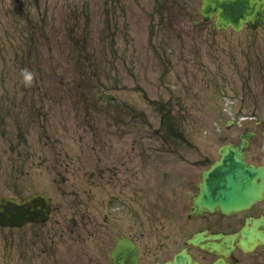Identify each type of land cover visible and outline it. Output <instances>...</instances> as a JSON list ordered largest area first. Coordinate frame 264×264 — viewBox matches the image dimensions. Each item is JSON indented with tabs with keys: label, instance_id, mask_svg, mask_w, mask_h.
<instances>
[{
	"label": "rangeland",
	"instance_id": "rangeland-1",
	"mask_svg": "<svg viewBox=\"0 0 264 264\" xmlns=\"http://www.w3.org/2000/svg\"><path fill=\"white\" fill-rule=\"evenodd\" d=\"M50 1L54 4L50 9L43 4L46 1L41 3L43 11L34 21L57 19L60 12L74 15L75 11L61 10L59 4L65 0ZM127 1L134 16L139 7L153 5V0ZM201 2L156 0L155 57L145 37L129 49L121 36L116 47L109 43L114 32L104 26L108 12L99 7L92 36L96 58L91 62L75 60L76 50L67 41L71 28L61 29L62 59L55 47L49 48L51 57H47L48 42L42 37L37 38L33 58L25 64H13L0 54V198L42 191L53 197L55 205L46 224L0 228V264H47L44 261L55 253L79 258H68L66 264H80L81 258L92 263V255L108 242L114 246L123 235L137 240L141 264H155V227L161 223L162 203L154 202V194L160 195L157 184L162 183V169L176 166L179 155L169 152V144L155 139L154 190L153 155L146 153L136 169L137 160H126L123 155L122 137L158 135L165 101L172 105L175 119L193 121L197 132L203 120L264 118V27L236 33L218 31L214 21L194 26L192 20L200 18ZM3 3L6 1H0L1 52L17 40L14 20ZM80 14L85 25L75 34L84 39L87 12ZM81 43L86 53L88 45ZM23 69L34 74L30 84L20 74ZM132 73L137 74L133 80ZM134 81L157 101L155 116L149 118L155 132L144 124L126 128L118 112L120 103L112 108L92 105L95 92L113 86L119 89L126 83L128 90L117 95L135 101L138 110L133 113L142 117L141 109L147 107L141 94L131 90ZM25 124H29L27 142L17 151L12 146L18 142V127ZM20 173L17 179L15 174ZM136 184L142 187L136 188ZM94 257L102 260L104 254Z\"/></svg>",
	"mask_w": 264,
	"mask_h": 264
},
{
	"label": "flooded vegetation",
	"instance_id": "flooded-vegetation-1",
	"mask_svg": "<svg viewBox=\"0 0 264 264\" xmlns=\"http://www.w3.org/2000/svg\"><path fill=\"white\" fill-rule=\"evenodd\" d=\"M0 1H6L3 5L14 20L13 28L17 39L5 47L2 52L0 50V54L2 53L3 58H7V61L13 64H25L28 59L33 58L34 45L38 37L48 42L47 57H51L49 48L55 47L57 57L62 59V28L66 31L71 28L73 32L67 34V41L70 47L76 50L74 58L77 62L87 63L95 60L97 45L92 36L96 31L97 7L108 12V19L104 26L114 32L110 37L108 36L109 43L113 42L116 47L118 36H121L124 46L129 49L143 42L145 37L147 45L154 49L152 52L155 57V15H159L158 7L155 6L156 0H153L150 8L139 7L140 12L136 16L131 13L128 8L130 3L126 0H100L98 4L95 0H87L86 3H80V0H65L59 4L61 10L75 11L74 15L60 12L57 19L49 17L42 20L37 19V21L33 18L42 13L41 3L46 1L43 4L46 5V9H50L54 5L50 0ZM80 11L87 12L88 34L84 39L75 34L85 25L84 15L80 14ZM165 12L166 9L163 16ZM45 15L47 16L46 10ZM29 26L31 28L27 30L26 27ZM12 35L14 36V33H11L10 37ZM107 41L105 39L104 43L106 44ZM81 42H86L88 45L86 53ZM120 56L126 57L125 55ZM18 69L20 70L21 67ZM136 75L132 73L131 79H135ZM127 90V84L122 83L119 89L113 86L97 91L92 95V105L101 104L112 108L120 103L118 112L124 118L126 128L134 123L144 124L155 132L154 123L149 119L150 116H155V105L157 104L155 97L151 96L139 81H134L131 90L141 94L147 107V109H141L142 117L135 116L133 111L138 110L137 103L127 97L117 95L118 91ZM104 93L114 97L109 102H101L99 98ZM161 111V123L156 129L157 131L161 129L158 135H125L122 137L123 155L126 160L132 157L137 160L136 169H139L146 153L153 155L154 190L155 139L160 140L162 144H169V152L179 155L177 159L175 158L176 166L162 169L159 175L162 177V183L157 184V191L160 195L154 194V202L156 200L162 203L161 223L155 227V264H166L167 262H172V264H264V190L258 200L240 210L231 213L204 210L191 216L194 196L199 193V184L204 181V173L220 158L219 152L223 146L238 145L241 135L252 133L245 152L246 160L248 165L264 166V118L251 116L246 119L204 120L201 122L197 141L191 120L172 119L169 115L173 111L172 105L167 101ZM29 122L32 123V121ZM180 123L184 124L183 128ZM28 127L29 124L18 127L20 130L18 142L12 148L18 151L21 144H26ZM163 131H167L168 135H161ZM15 176L18 179L22 174H15ZM135 187H142V185L136 184ZM121 237L117 239L116 244ZM128 237L133 239L138 246L139 264H141L139 244L133 237ZM116 244L111 246L108 242L106 248L98 250L94 256L104 254L102 260L92 255L94 259L92 263H88L87 258H81L80 264H113L112 251ZM66 256L62 253H55V257L47 258L44 262L66 264L68 258L79 259Z\"/></svg>",
	"mask_w": 264,
	"mask_h": 264
},
{
	"label": "water",
	"instance_id": "water-1",
	"mask_svg": "<svg viewBox=\"0 0 264 264\" xmlns=\"http://www.w3.org/2000/svg\"><path fill=\"white\" fill-rule=\"evenodd\" d=\"M201 14L208 21L216 16L215 26L220 30L232 26L240 31L245 24L252 29L264 25V0H203ZM246 136L239 146H226L220 150L221 159L205 173L200 194L195 198L192 212L220 205L229 212L249 204L260 193L264 185V167L247 166ZM257 179L261 182L257 183ZM216 196H215V195ZM51 212V199L42 194L17 201L14 198L0 200V225L22 227L28 222H45ZM114 264H137L138 252L135 244L127 238L121 239L113 251Z\"/></svg>",
	"mask_w": 264,
	"mask_h": 264
},
{
	"label": "clouds",
	"instance_id": "clouds-1",
	"mask_svg": "<svg viewBox=\"0 0 264 264\" xmlns=\"http://www.w3.org/2000/svg\"><path fill=\"white\" fill-rule=\"evenodd\" d=\"M33 73L28 70V69H23L22 70V77H23V80L26 84H30L32 79H33Z\"/></svg>",
	"mask_w": 264,
	"mask_h": 264
}]
</instances>
